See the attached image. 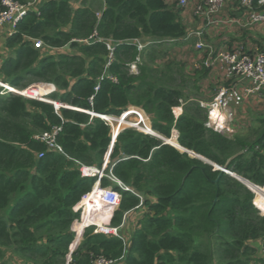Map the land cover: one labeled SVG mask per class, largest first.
Listing matches in <instances>:
<instances>
[{"label":"trees","instance_id":"trees-1","mask_svg":"<svg viewBox=\"0 0 264 264\" xmlns=\"http://www.w3.org/2000/svg\"><path fill=\"white\" fill-rule=\"evenodd\" d=\"M182 10L166 0H46L39 12L30 9L17 21L8 44L20 42L19 62L4 72L34 65L29 85L46 83L44 95L50 86L62 91L49 94L60 103L57 109L13 92L0 96V264H10L12 256L22 264H65L68 253L78 264L98 255L122 256L125 264H264L249 243L264 246V118L247 135L227 137L206 127V108L188 92H202L208 69L200 65L193 69L200 75L186 79L185 61H172L166 44L187 31ZM25 37L41 39L46 55L39 57ZM133 39L150 44L138 51ZM108 40L114 42L111 59ZM90 112L106 114L117 135L108 156L110 127ZM53 127L59 128L54 140L62 152L36 138ZM173 131L181 147L169 138ZM182 147L218 166L242 151L228 169L245 184L219 175ZM80 165L114 178L100 180L120 194L111 226L120 225L126 212L147 208L128 247L85 225L93 209L105 220L112 209L103 208L95 194L85 196L95 177H81ZM80 204L82 226L74 210ZM73 226L82 240L71 251Z\"/></svg>","mask_w":264,"mask_h":264},{"label":"built area","instance_id":"built-area-1","mask_svg":"<svg viewBox=\"0 0 264 264\" xmlns=\"http://www.w3.org/2000/svg\"><path fill=\"white\" fill-rule=\"evenodd\" d=\"M34 2L35 0H28V2H26L25 4H21L13 0H2L1 4L3 6V9L0 12V26L9 23L12 25L13 30L16 29L17 21L21 19L30 9L34 8ZM177 2L179 6L183 7L187 4L188 0H177ZM222 3L223 0H201L200 4L196 7V11L198 13H201L208 21H212V15L216 11H218ZM239 3L242 7L248 9V16L252 23L264 24V0H239ZM192 36L200 37L201 32L190 31L189 33H187V37ZM29 39L33 41L35 47L41 49L45 48V45L43 44L41 39ZM84 42L89 43L87 39H85ZM133 43L136 44V48L138 51L142 50L145 46L150 44V42L148 41L142 42L137 39H133ZM113 44V41L108 40L106 42V46L108 49V59H111L112 57L114 50ZM204 46L205 45L200 40L196 44L197 49H200ZM203 64L206 67H212L213 65L220 64L224 69V76L228 80V83L226 85H222L218 88L216 94L210 102L205 104L202 103V106L206 108L205 125L206 127L211 128L227 137H232L234 135V127L232 125V121L235 114L234 106L240 104V102L245 98H249L250 96L264 92V52L260 51L259 49H255L253 53H247L246 51H244L242 46H239L232 51L217 50L215 52L212 51L209 58L205 59ZM129 66L132 72L137 71V69L136 71H133V68L136 67L135 63H131ZM109 78L113 80L112 77ZM44 87L46 88V86H37V84H32L25 88L17 89L11 87L0 79V94L13 92L23 97L50 102L57 109L60 103L52 100L51 98H48L46 94H34L35 88ZM94 89L97 90V87H95ZM91 99L92 97L89 98V100ZM128 108L130 109V107ZM90 113L91 115H93L92 112ZM95 116H98L100 119H102L108 124L107 119H104L106 114H97ZM58 130V127H53L50 132L37 135L36 138L44 141L49 149L62 152L60 146L56 144L54 140V137ZM110 134V144L112 145L115 140H113L114 136L112 135V130L110 131ZM38 156H42V153H39ZM79 172L81 177H95V184L90 190V195H97V197L100 198L99 201L104 204L102 205L104 208L111 207L112 209L110 217H108L106 223H98L97 221H91L90 224H88L87 226H94L92 230L93 233H103L105 235L118 236V228L110 225V219L112 217L113 211L119 205L120 194L117 190L112 187H102L100 185V180L103 176H107L111 180H114V178L112 176L106 175L102 169L96 166L80 165ZM118 184L120 185L119 182ZM123 188L128 189V187ZM72 230L75 234L76 232L74 226L72 227ZM79 237L76 235L77 239ZM72 246L74 245H72L71 243L69 246V250L71 251L74 248H72ZM65 258V264H78L72 261L69 253L66 255ZM121 258L122 256L117 259H112L106 258L102 255H98L90 261V264H116L118 259Z\"/></svg>","mask_w":264,"mask_h":264},{"label":"crops","instance_id":"crops-1","mask_svg":"<svg viewBox=\"0 0 264 264\" xmlns=\"http://www.w3.org/2000/svg\"><path fill=\"white\" fill-rule=\"evenodd\" d=\"M45 1L46 0H35L33 5L34 8L32 10L39 12V8ZM166 2L169 6L181 7L178 5L177 0H166ZM200 2L201 0H188L187 4L181 7L183 9L181 11V16L186 24L187 31L182 39H169L166 40V44L171 46V48L178 45L184 54V56L182 54V57H180L181 60H184L188 65H190V68L192 67L195 69L202 65L208 69L206 77L201 80L202 91H204L205 95L212 93L213 96L216 94L219 87L228 83V80L225 78L224 69L220 64L213 65L212 67H206L203 64L204 60L209 58L212 51H232L239 46H242L244 51L247 53H253L255 49H259L260 51L264 52V24L252 23L248 16V9L242 7L239 3V0H223V3L220 5L218 11L212 15V21H208L201 13L196 11V7L200 4ZM77 5L78 2H72L73 8H76ZM15 31L16 29L13 30L12 25L9 23L0 26V79L11 87L19 89L22 88L23 85L34 83V65H32V67L19 66L13 74L9 75L4 72V68L9 67L8 64H12L15 61L19 62L18 57L20 42L17 41L13 44V46L8 44L9 37L13 35ZM190 31H200L201 36L187 37V33ZM25 39L31 41V39L27 37H25ZM199 40L205 46L197 49L196 44ZM31 42L34 48L40 50L41 53L39 54V57L46 55V47L41 49L35 47L33 41ZM64 50L66 51V49ZM48 52L55 54L58 52V49H48ZM29 69L33 70L24 75L23 73ZM193 69H190V71H193ZM15 76H19V79H17ZM12 83H18V85H14ZM37 85L46 86V83H39ZM48 88L50 89V93H61L62 91L54 86H50ZM49 94L46 95L48 98ZM4 95H7V93L0 94V96ZM234 109V112H237V114L243 113L244 111L252 112L251 115L256 118L252 119V121H247L248 123H253V127L250 130H254V128L258 126V120L260 118H264V92L243 99L240 104L234 106ZM232 125L234 127V135H247L250 131L249 129H245L242 132L236 130L235 114ZM261 207L264 209V204ZM142 209L143 206L126 212L122 223L117 226L118 236L116 237L122 239L124 247L129 246L128 244L131 234L134 230L137 220L142 214L137 217L138 219L136 221L132 219V216L140 213ZM129 226L131 227V230H129ZM78 239L75 240L74 236L72 245H75V242H78ZM249 243L255 248L256 256L264 257V246L262 241L255 240L250 241ZM116 264H125L124 258L122 257V259H118Z\"/></svg>","mask_w":264,"mask_h":264},{"label":"rangeland","instance_id":"rangeland-1","mask_svg":"<svg viewBox=\"0 0 264 264\" xmlns=\"http://www.w3.org/2000/svg\"><path fill=\"white\" fill-rule=\"evenodd\" d=\"M67 50H69V49H67ZM55 53V52H54ZM55 54H57V52L55 53ZM182 54H183V52L181 51V48L178 46V45H176V46H174V47H172L171 48V50H170V53H169V55H170V58H171V60L172 61H174V62H178V63H180L181 62V58L180 57H182ZM183 56H184V54H183ZM182 64V63H181ZM183 67H184V69H185V71H186V73L184 74L185 75V78L186 79H188V80H192L193 78H196V77H198L200 74L199 73H194L193 74V71H190V69H193L192 67L190 68V65H188L186 62H185V66L183 65ZM133 71H136V67H134L133 68ZM189 94H191V96L193 97V98H196V99H198V100H200L199 101V103L202 105V103H208V102H210L211 100H212V98L214 97V95L212 96V93L211 94H209V95H205V93H204V91H202V92H200V93H196V92H193V91H191V92H188ZM137 108V107H136ZM129 110V108L127 107L124 111H122L121 112V114L120 115H118L117 117L119 118V117H121V116H123V114H124V112L125 111H128ZM135 110H137L138 112H142L143 113V115H144V118H145V120H146V122L149 124V126H150V121H149V118H148V116L140 109V108H137V109H135ZM141 110V111H140ZM245 112V111H244ZM240 113V114H237V112L235 113V124H236V130L237 131H240V132H242V131H244L245 129H251L252 127H253V123L251 122V123H248V121H252V119H255L256 117H253L252 115H251V113L252 112H249V111H246L245 113ZM132 116V115H131ZM260 116V115H259ZM248 120V121H247ZM109 127H110V131H111V125L109 124ZM132 129H134V128H132ZM134 130H138V131H141V130H139V129H134ZM142 132V131H141ZM175 137H177V133L175 132V131H173L172 132V135L169 137V138H175ZM165 142V141H164ZM166 143H168V144H170V145H172L173 146V144L172 143H169V142H166ZM112 149V148H111ZM110 150V148L108 147L107 148V150H106V155L108 154L109 155V151ZM104 154V155H105ZM94 184H95V181H94ZM94 184H93V186H94ZM92 186V187H93ZM88 194H91V191H90V193H88ZM87 194V195H88ZM87 195H85V196H87ZM84 196V197H85ZM84 197H82V199L84 198ZM82 199L80 200V201H82ZM79 201V202H80ZM79 207H80V209H79ZM103 207V206H102ZM82 208V209H81ZM104 208V207H103ZM74 210L75 211H77L78 212V214H79V224L78 225H80V226H82L83 225V223L81 222V219H82V216H83V207H81V204L80 205H76V207L74 208ZM92 210V209H91ZM147 210V208L146 207H143V209L141 210V212L140 213H137V214H135L134 216H132V219H134V221H136L138 218V216H140V214H143V213H145V211ZM89 212V211H88ZM259 213L261 214V215H264V210L262 211L261 210V212L259 211ZM89 216H90V218L89 219H87L86 220V223H85V225L86 224H89L91 221H99L98 223H106L107 222V219L105 220V219H103V217H102V213H100V214H98V211H95L94 209L92 210V211H90V214H89ZM130 218H131V216H130ZM131 219V220H132ZM104 220V221H103ZM77 221H75L74 223H76ZM73 223V224H74ZM87 227V226H86ZM94 227V226H93ZM129 230H131V227L129 226ZM75 240H77L76 239V233H75ZM82 240V238H81V236L79 237V239H78V242H80ZM78 242L74 245V246H72V248L74 247H76L77 246V244H78ZM70 246V245H69ZM260 247V246H259ZM261 252H262V250H261ZM12 258L13 259H9L10 260V264H22V261H20L18 258H17V256H12ZM66 259V258H65Z\"/></svg>","mask_w":264,"mask_h":264},{"label":"water","instance_id":"water-1","mask_svg":"<svg viewBox=\"0 0 264 264\" xmlns=\"http://www.w3.org/2000/svg\"><path fill=\"white\" fill-rule=\"evenodd\" d=\"M70 45H71V42H68L65 46H64V49H69V47H70ZM42 85V84H41ZM40 85V86H41ZM37 86H39V85H37ZM44 86V85H43ZM92 114L93 115H97L96 113H94V112H92ZM115 137L116 136H114L113 137V140L115 139ZM175 141H176V143H177V140H176V137H175ZM178 144V143H177ZM179 145V144H178ZM112 146H113V143H112V145H111V147H109L110 148V150H109V153L111 152V148H112ZM174 146V145H173ZM180 146V145H179ZM182 151H185V152H187L188 154H190L189 153V151H187V150H182ZM192 153H194V152H192ZM242 153V151H238L237 153H235V154H233V155H231L229 158H227L226 159V161L224 162V164L222 165V166H218V165H215V164H213V163H211L210 161H208L206 158H204V157H198L197 156V154L196 155H194V157H197V158H199V159H201V160H203V161H205V162H207V163H209V164H211V165H214L215 166V169H217V170H219V175L221 174V173H226V174H228V175H230V176H232V177H234V178H236L235 176H233V172H231L229 169H228V165H229V163L231 162V160L233 159V158H235L237 155H239V154H241ZM195 154V153H194ZM204 158V159H203ZM218 175V176H219ZM237 180H239L240 182H242L240 179H238V178H236ZM217 180V179H216ZM215 180V181H216ZM243 183V182H242ZM243 184H245V183H243ZM247 186V185H246ZM248 187V186H247ZM249 189H250V187H248ZM251 190V189H250Z\"/></svg>","mask_w":264,"mask_h":264},{"label":"bare ground","instance_id":"bare-ground-1","mask_svg":"<svg viewBox=\"0 0 264 264\" xmlns=\"http://www.w3.org/2000/svg\"><path fill=\"white\" fill-rule=\"evenodd\" d=\"M13 91H14V89H13ZM34 94H36V95H41V94L44 95V88H35L34 89ZM183 150H184V148H183ZM189 153L192 154L191 156L196 155V154L192 153V151H189ZM197 156L199 157L200 155L197 154ZM261 210L263 211L264 209H261Z\"/></svg>","mask_w":264,"mask_h":264}]
</instances>
